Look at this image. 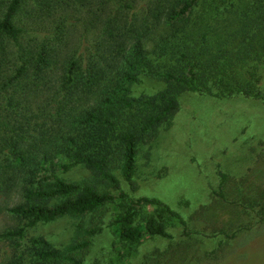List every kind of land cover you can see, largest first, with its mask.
Listing matches in <instances>:
<instances>
[{
	"label": "trees",
	"instance_id": "obj_1",
	"mask_svg": "<svg viewBox=\"0 0 264 264\" xmlns=\"http://www.w3.org/2000/svg\"><path fill=\"white\" fill-rule=\"evenodd\" d=\"M146 80L162 87L136 94ZM185 94L264 106V0H0V241L11 248L0 264H85L109 211L126 245L171 239V221L188 237L180 213L124 187L136 190L141 148ZM250 151L234 199L217 169L213 193L233 211L214 236L264 222V141ZM76 166L87 175H58ZM62 218L78 221L68 243L26 238Z\"/></svg>",
	"mask_w": 264,
	"mask_h": 264
},
{
	"label": "rangeland",
	"instance_id": "obj_2",
	"mask_svg": "<svg viewBox=\"0 0 264 264\" xmlns=\"http://www.w3.org/2000/svg\"><path fill=\"white\" fill-rule=\"evenodd\" d=\"M162 87L146 80L136 94L149 93L151 87ZM264 141V106L241 97L226 101L185 94L180 97V112L169 129H161L153 143L139 153V176L136 190H125L133 197H154L177 211L187 222L188 237L183 227L171 221V239L147 238L138 245H126L112 233L109 211L103 230L93 240L85 264H264V222L250 231L237 233L234 239L214 236L232 215V206L224 203L217 191L219 168L230 177L224 192L234 199L233 181L248 175L255 158L250 148ZM58 175L68 181L87 175L73 167ZM209 205L206 211L200 207ZM151 211V208H147ZM231 214V215H230ZM249 220L245 215L241 219ZM211 222H205V220ZM0 217V228L7 221ZM77 220L62 218L28 229L26 238L44 237L55 245L69 242ZM215 254L205 258V254ZM11 248L0 241V261L10 256Z\"/></svg>",
	"mask_w": 264,
	"mask_h": 264
}]
</instances>
